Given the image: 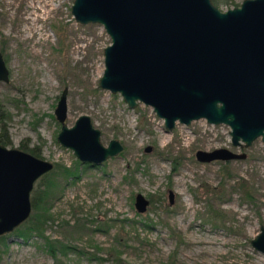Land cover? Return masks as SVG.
I'll use <instances>...</instances> for the list:
<instances>
[{
	"label": "rangeland",
	"instance_id": "obj_1",
	"mask_svg": "<svg viewBox=\"0 0 264 264\" xmlns=\"http://www.w3.org/2000/svg\"><path fill=\"white\" fill-rule=\"evenodd\" d=\"M211 2L224 10L241 0ZM71 3L0 0L7 69L0 134L7 147L33 148L52 162L29 198L46 189L43 177L54 183L40 204L30 199L22 224L0 234V264H264V253L250 243L264 226L260 136L233 145L223 122L175 121L166 130L150 106L128 107L119 93L98 85L109 36L98 22L74 20ZM63 88L66 124L87 114L102 145L119 141L116 154L91 165L57 142L53 108ZM217 147L244 155L195 157L197 149ZM62 166L70 173L60 174ZM137 192L147 199L142 211L133 204ZM41 205L46 218L37 225Z\"/></svg>",
	"mask_w": 264,
	"mask_h": 264
},
{
	"label": "water",
	"instance_id": "obj_2",
	"mask_svg": "<svg viewBox=\"0 0 264 264\" xmlns=\"http://www.w3.org/2000/svg\"><path fill=\"white\" fill-rule=\"evenodd\" d=\"M70 12L79 23L98 22L109 36L98 85L128 107L150 106L166 130L204 118L227 124L233 145L257 136L264 143V0L224 10L211 0H72ZM0 80H7L1 53ZM65 91L53 108L57 142L91 165L116 154L119 141L102 145L87 114L66 124ZM243 155L225 147L195 151L200 161ZM51 168L47 159L0 143V234L27 219L33 182ZM133 204L142 211L147 199L137 192ZM250 243L264 253L263 225Z\"/></svg>",
	"mask_w": 264,
	"mask_h": 264
},
{
	"label": "trees",
	"instance_id": "obj_3",
	"mask_svg": "<svg viewBox=\"0 0 264 264\" xmlns=\"http://www.w3.org/2000/svg\"><path fill=\"white\" fill-rule=\"evenodd\" d=\"M2 119H3V111L1 110V106H0V124L2 123ZM0 143L6 144V137L4 136V134H0ZM25 150L28 151V152H30V153H32V154H34V155H37L36 150H34L33 148H25ZM69 169H70L69 167L62 166V169L59 170V173L60 174H62V173L63 174L64 173H70L69 172ZM48 171H46V172H48ZM49 172H51V169H50ZM45 173H43V174H45ZM41 181L43 183H46V189H41V190L37 191L36 193H35V189H34L33 190V195L32 194H31L32 196L30 195L31 201L35 200V198L38 197L37 202H36L37 204H40L44 198H46V197L49 196L50 188H51V186L54 185V183L52 182V180L46 179L45 177H43V179ZM39 208L41 209V211L38 212L37 217H36L35 224H37V225L40 224L46 218L45 215H44V211H43L44 207L41 205V206H39ZM22 223L23 222H21L20 224H22Z\"/></svg>",
	"mask_w": 264,
	"mask_h": 264
},
{
	"label": "bare ground",
	"instance_id": "obj_4",
	"mask_svg": "<svg viewBox=\"0 0 264 264\" xmlns=\"http://www.w3.org/2000/svg\"><path fill=\"white\" fill-rule=\"evenodd\" d=\"M197 241H203V243L204 244H207V245H211L212 244V242H211V240H208V239H198ZM201 245V244H200ZM216 245V244H215ZM207 251V250H206Z\"/></svg>",
	"mask_w": 264,
	"mask_h": 264
}]
</instances>
